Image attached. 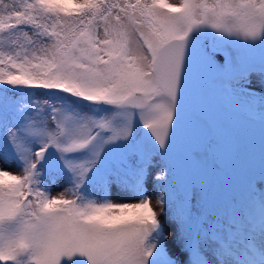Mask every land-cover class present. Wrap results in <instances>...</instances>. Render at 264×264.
Wrapping results in <instances>:
<instances>
[{
  "label": "snow or ice",
  "instance_id": "1",
  "mask_svg": "<svg viewBox=\"0 0 264 264\" xmlns=\"http://www.w3.org/2000/svg\"><path fill=\"white\" fill-rule=\"evenodd\" d=\"M0 264H264V0H0Z\"/></svg>",
  "mask_w": 264,
  "mask_h": 264
},
{
  "label": "rangeland",
  "instance_id": "2",
  "mask_svg": "<svg viewBox=\"0 0 264 264\" xmlns=\"http://www.w3.org/2000/svg\"><path fill=\"white\" fill-rule=\"evenodd\" d=\"M170 2H172V3H176V2H177V0H170Z\"/></svg>",
  "mask_w": 264,
  "mask_h": 264
}]
</instances>
